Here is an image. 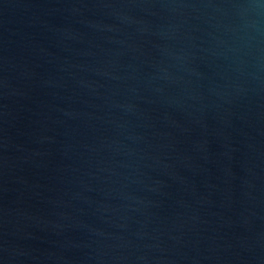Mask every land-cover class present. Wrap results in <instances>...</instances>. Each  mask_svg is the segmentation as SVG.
I'll use <instances>...</instances> for the list:
<instances>
[{"label":"water","instance_id":"95a60500","mask_svg":"<svg viewBox=\"0 0 264 264\" xmlns=\"http://www.w3.org/2000/svg\"><path fill=\"white\" fill-rule=\"evenodd\" d=\"M0 264H264V0H0Z\"/></svg>","mask_w":264,"mask_h":264}]
</instances>
